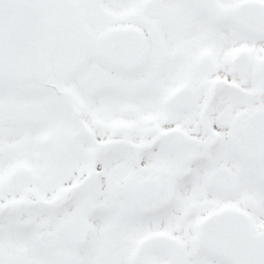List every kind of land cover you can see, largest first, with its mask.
<instances>
[{
	"label": "snow or ice",
	"instance_id": "obj_1",
	"mask_svg": "<svg viewBox=\"0 0 264 264\" xmlns=\"http://www.w3.org/2000/svg\"><path fill=\"white\" fill-rule=\"evenodd\" d=\"M0 264H264V0H0Z\"/></svg>",
	"mask_w": 264,
	"mask_h": 264
}]
</instances>
